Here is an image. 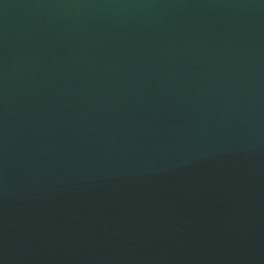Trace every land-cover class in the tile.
I'll use <instances>...</instances> for the list:
<instances>
[{
  "label": "water",
  "instance_id": "1",
  "mask_svg": "<svg viewBox=\"0 0 264 264\" xmlns=\"http://www.w3.org/2000/svg\"><path fill=\"white\" fill-rule=\"evenodd\" d=\"M0 264H264V0H0Z\"/></svg>",
  "mask_w": 264,
  "mask_h": 264
}]
</instances>
